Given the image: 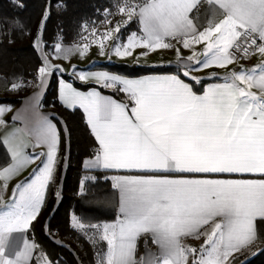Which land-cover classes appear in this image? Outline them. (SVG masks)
<instances>
[{
    "label": "snow or ice",
    "instance_id": "1",
    "mask_svg": "<svg viewBox=\"0 0 264 264\" xmlns=\"http://www.w3.org/2000/svg\"><path fill=\"white\" fill-rule=\"evenodd\" d=\"M115 7V13L105 9L103 23L111 24L108 17L117 14L126 19L97 37L101 55L104 41H114L112 54L125 57L136 48L169 49L167 41L176 40L184 49L204 45L201 53L186 58L194 61L191 70L264 57V0H119ZM134 20L139 34L121 42V28ZM60 50L57 44L55 51ZM175 50L180 59V48ZM52 67L45 57L38 68L41 86ZM79 79L95 80L128 97L124 103L95 90L60 89L65 105L87 114L98 143L85 167L126 173L112 177L119 192L115 222L90 225L95 229L92 242L106 245L97 264H189V256L190 264H236L237 253L254 247L264 251L257 226L258 220L264 223V59L252 68L239 64L223 83L199 95L178 76L127 79L98 72L80 73ZM23 86L14 81L10 90ZM6 110L10 108L0 107V116ZM13 119H23L25 126L13 128L0 141L11 155V163L0 169V193L29 164H40L15 185L10 201L0 195V264H29L36 246L28 239L9 248L14 234L27 232L37 219L54 179L59 136L56 126L39 114L38 102L29 115ZM41 146L47 151H26ZM76 225L84 228L78 220ZM141 237L145 253L137 258ZM189 237H203L199 249L182 243ZM150 245L158 251L153 253Z\"/></svg>",
    "mask_w": 264,
    "mask_h": 264
},
{
    "label": "trees",
    "instance_id": "2",
    "mask_svg": "<svg viewBox=\"0 0 264 264\" xmlns=\"http://www.w3.org/2000/svg\"><path fill=\"white\" fill-rule=\"evenodd\" d=\"M119 0H0V103L18 106L33 88L21 87L11 95V84H26L37 79L38 68L47 57L46 52L60 45V51L77 47L78 43L103 33L99 24L105 20L104 11H116ZM48 13L46 21L45 13ZM87 26V31L84 30ZM95 27L96 34L92 35ZM137 29L132 21L122 31L121 38ZM53 47V48H52ZM56 53L55 49L53 54ZM64 53L57 54L59 59ZM92 69L104 70L126 77L173 73L184 77L179 66H138L120 63H99ZM64 79L70 80L68 75ZM185 78V77H184ZM211 80L191 83L197 91ZM89 88L94 85H79ZM58 76L54 71L43 99L44 108H50L52 119L60 132L56 171L47 187L37 219L28 231L53 264H95L92 245L71 226L75 214L85 224L111 222L117 218V194L109 180L86 182L82 191L84 173L82 163L94 156L96 140L80 109L65 108L57 97ZM10 120V118H7ZM4 161L9 157L0 142ZM68 242V243H66ZM80 249L79 251H77ZM239 256L236 264L242 261ZM242 264H264V251Z\"/></svg>",
    "mask_w": 264,
    "mask_h": 264
},
{
    "label": "crops",
    "instance_id": "3",
    "mask_svg": "<svg viewBox=\"0 0 264 264\" xmlns=\"http://www.w3.org/2000/svg\"><path fill=\"white\" fill-rule=\"evenodd\" d=\"M200 22L201 23L205 22L203 11L201 13V21ZM139 28H140V26L137 23V29L130 31L128 33V35L125 37V39L121 38V42H125L127 40V38L129 37V35L133 32H136L139 34ZM89 40L82 41L81 43H78L77 46L84 48L83 46L85 44H87L91 50L93 44H95V43H92V40H94V39H92L91 41H89ZM110 42H112V44L114 43V41H112V40H110ZM167 42L172 44V47L169 49H159L156 51H149L148 49L136 48L132 52L131 55L125 56V57H119L116 55L115 56L114 55L113 56H107L106 54H104V55L100 54V56H97V58L95 59L96 61H98L97 63L91 62L89 65H86V66L77 65L74 68L75 69L74 72L76 71L78 74H80V73L88 74V73L107 72L104 70L92 69V67L95 64L107 63V62L127 64V65H137L132 60L134 58V54H140L141 52H146L147 55H145V56L147 59L152 60V61H157V62H154L155 64H150L148 62H145L143 65H138V66L176 65V66L180 67L182 73H184L185 71H190V75L187 77L184 76L185 77L184 78L180 75L173 74V73H162V74H148V75H143V76H138V77H126V76H121V75L110 73V72H108V73L113 74V75H118V76H121V77L127 78V79H146V78H153V77L178 76L185 83L189 84L193 88V91L199 95V94H203V91L205 89H207L209 86L214 85V84H218V83H223L224 82L223 77L228 75L229 72L233 68L238 69L239 64H243L245 68H252L256 64H258L262 59H264V57H261L259 54H256L251 59L238 61L236 64L230 65L227 68L209 67V68H202L200 70H191L194 67V61H188L186 58L188 56L192 55L193 51H195L197 54L201 53L203 51L204 45L200 44V45L193 46L192 49H184L182 47V44L177 43L176 40H168ZM97 43H100V41L97 40ZM176 48H180V57H181L180 59H178V57H177V53L175 50ZM199 58L202 59V57H199ZM47 60L53 66L51 69V73L53 74V72L57 69V66L59 64L58 60H60V59L59 58L58 59H56V58L52 59V58L48 57ZM55 72L58 76V88H57L58 100L60 101V103L65 108H67L69 110L80 109L81 112L83 113L84 117H85L86 122L88 120V117L82 108H80L79 106H75V107L67 106L60 99V89H61L62 85H71V87L73 89H75L76 91L81 92V93H88V92L95 90L97 92H100V94L103 96L111 97V98L116 99L118 101L128 103V97L124 93L118 92L115 88L102 87L101 84L97 83L95 80L82 81L79 79V77L76 80L73 79V76H70L71 69L69 72H68V70H66L65 73H62L60 75L57 73V70ZM52 74L47 77L43 86L40 85V82L37 79L35 87L33 88V90L28 95H26L24 97V99L20 105L11 106L8 104L0 103V107L10 108V110L4 111L3 115L0 116V119H2L4 121L3 124H0V141H2L3 138L9 132H11L13 128H23L25 126L23 119L14 120L13 117L17 116V114H20L22 117L29 115L31 113L33 105L38 102L39 114L43 117H47V119L49 121H51V123L56 126V131H57L58 136H59V144H58V148H59V145H60L59 128H58L57 124L55 123V121L52 119V114L50 112V108L47 109V108H44V106H43V99L45 97L46 91H47L49 84L51 82ZM64 75H68L69 77H71V79L70 80L64 79V77H63ZM193 78H195V79H193ZM201 80H211V81L206 83L202 87V90L197 91L195 89V86L191 83V81H195V84H199L200 83L199 81H201ZM74 82H76L82 86H84V85L85 86L86 85H94V86L84 89V88L77 86ZM253 91H256V89H253ZM7 118H10V120H7ZM88 126H89V124H88ZM89 128H90V126H89ZM96 143H97V141H96ZM1 145L3 146L4 151L6 152L7 156L9 157V163H11V155H10V152L8 151V148L2 142H1ZM97 147H98V143H97ZM26 151L30 154L33 152L40 153V152H46L47 148L44 146L36 147V148L29 147L26 149ZM57 155H58V152H57ZM93 157L94 156H92L90 158H86L85 160H83V163H82L83 169L86 171L83 175V177L87 178L86 182H88V181L94 182L96 180H103V181L109 180L111 182V184H113L114 183V181L112 179L113 176L126 174V173H118L114 170H103L100 168L85 167V161L86 160L90 161ZM41 159H43V157H41ZM3 161H4V157H3L2 150L0 149V169H2L3 167H6L9 164L8 163L5 166H1L2 165L1 163ZM39 164H40L39 160H37L35 163L29 164L18 175H16L10 181H8L7 190L0 193V195L3 196L4 201H10L12 199V190L15 187V185L17 183H20L21 181H23L26 177H29V175H30V173H32L33 169H35ZM54 174H55V172H54ZM86 182L84 183V187H85ZM81 185H82V181H81ZM84 187L82 186V191L84 190ZM45 194H46V192H45ZM116 194H117V216H118L119 215V192H118V190H116ZM74 218H77L78 221L84 225L83 229L78 228V230L80 232L77 230L76 231L82 237H84L87 241H89V243L92 245V248L94 251V257H95V264H97V261L100 259L99 254L106 248V245L103 242H97V243L92 242L93 233L95 232V229H92L90 227V225H103L105 223H113V222H115V220L111 221V222H102V223H98V224H85L79 220L77 215L72 214L71 215V226L73 229H74V226H73V219ZM257 226H258V230L260 231L261 235L264 236V223H261L258 220ZM29 229H30V227H29ZM29 229L25 233L14 234L15 239L11 242V246L9 248V251L16 248L18 245L22 246V238H26L29 240V243L34 244L36 246L33 250V255L30 259L29 264H49V262H50V264H53L49 260L47 255L40 250L37 243L32 238H30L28 236ZM210 230H211L210 227L205 228V231H210ZM143 239L144 238L141 237V239L138 243L137 258H139L140 256H143L145 253V249H144V245H143ZM202 241H203V237H201V239H199V240L189 237V238H185L182 241V243L185 246H191V247H195V248L199 249ZM258 243H260V242H258ZM150 249L153 253L158 251V249L154 245H150ZM252 252H254L255 254H251ZM259 252L260 251L254 247V248H252L250 250H246L242 253H237L236 254L237 257L243 256L242 261H240L238 264L244 263L245 261L249 260L253 256L257 255ZM191 259H192V257L189 256V264L191 262Z\"/></svg>",
    "mask_w": 264,
    "mask_h": 264
},
{
    "label": "rangeland",
    "instance_id": "4",
    "mask_svg": "<svg viewBox=\"0 0 264 264\" xmlns=\"http://www.w3.org/2000/svg\"><path fill=\"white\" fill-rule=\"evenodd\" d=\"M117 11V9H116ZM115 11V12H116ZM114 12V13H115ZM109 20H111V24H105V23H101L99 24V27H101L100 30L103 31V33L108 30L109 28H112L116 25V23L118 21H123L124 19H126V17L122 16V15H114V16H109L108 17ZM125 27H122L121 28V33H120V37H121V34H122V31L124 30ZM101 31L99 33H97L98 35H95L93 37H91V39L89 41H91L92 39L94 40H98L97 37L101 36L103 34ZM115 35V34H114ZM93 41V40H92ZM99 44L100 43H95L93 44L91 50L88 46V49L85 50L84 48H81V47H72V48H67L65 49V51L63 52H59V54L61 53H64V55L67 54V58H64L58 60V66H57V73L60 75L62 73H65L66 70H68V72L70 71L71 69V72H70V76H73V79H77L79 77V74L76 72H74V68L79 65V66H86V65H89L91 62L93 63H97L98 61H96L95 59L97 58V56H100V47H99ZM114 44V43H113ZM113 44L112 42L109 41H104V45H105V48H104V52L107 56H113L114 54H112V47H113ZM57 45V44H56ZM56 45L54 46L53 49H50L48 52H46V55H47V58L50 57V58H56L58 59L57 57V52L53 54V50L55 49ZM69 49H72L71 52H68L67 50ZM81 51H84L85 54L83 56L80 55V52ZM141 53H144V52H141ZM140 54H134V58L132 59L133 62L137 65H143L145 62H148L150 64H155L154 62H157V61H152V60H149L146 58L145 55H141ZM115 56V55H114ZM69 58V59H68ZM72 66V67H71ZM71 67V68H70ZM55 70V71H56ZM36 80H33L32 82H28L26 84H23L25 85V87H28V88H34L35 87V84H36ZM18 92V90L16 91H11L10 94L11 95H16ZM56 171V167H55V170L54 172ZM87 181V178L86 177H83L82 178V185L84 187V183ZM76 220H78L77 218L73 219V226H74V229L79 231L78 228L79 226L76 225ZM80 232V231H79ZM68 243V242H66ZM80 249H78L77 251H79Z\"/></svg>",
    "mask_w": 264,
    "mask_h": 264
},
{
    "label": "built area",
    "instance_id": "5",
    "mask_svg": "<svg viewBox=\"0 0 264 264\" xmlns=\"http://www.w3.org/2000/svg\"><path fill=\"white\" fill-rule=\"evenodd\" d=\"M255 55H251L248 59H251V58H253Z\"/></svg>",
    "mask_w": 264,
    "mask_h": 264
}]
</instances>
